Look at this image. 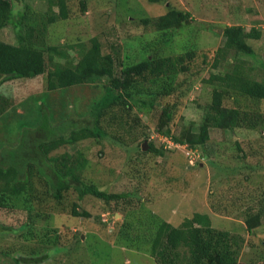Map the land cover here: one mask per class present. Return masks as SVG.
Returning a JSON list of instances; mask_svg holds the SVG:
<instances>
[{
    "label": "rangeland",
    "instance_id": "rangeland-1",
    "mask_svg": "<svg viewBox=\"0 0 264 264\" xmlns=\"http://www.w3.org/2000/svg\"><path fill=\"white\" fill-rule=\"evenodd\" d=\"M86 2L87 10L83 11L81 0H67L69 17L49 26V43L60 46L67 56L55 54L54 61H49L46 54L48 71L59 66L73 67L81 50L96 43L101 44L104 53L115 54L125 63L139 62L156 51L171 55L191 48L197 49L198 54L210 50L209 54L215 56L216 49L224 43L225 26L241 23L247 30L256 26L263 31L260 39H249L256 55L242 58L248 60V66H255L251 71L254 77L264 79L261 66L264 62V0ZM27 4L40 12H46L49 6L48 0H15L16 16ZM54 8L58 10L57 6ZM170 8L190 12L192 20L182 28L165 31L141 20L145 16L162 17ZM0 38L16 43L13 25L1 28ZM201 58L198 56L194 61L193 88L189 94L182 98L175 94L161 100L163 105L167 102L177 105L171 123L173 134H180L188 127L198 130L212 101L213 85L204 83L203 78L209 76V71L217 70L209 64L201 71ZM105 80L98 77L66 90L52 91L47 90V75L40 76L35 84L27 83L25 93L13 104L29 120L37 119L38 112L44 110L50 121L45 117L38 127L42 118L39 116L32 127L19 128L12 113L14 125L5 124L7 119L0 120V157L9 149H19L20 145L24 156L31 157L39 140L68 133L72 125L68 121L82 125L91 122V104L102 96ZM21 101L24 103L20 104ZM225 104L240 106L230 98ZM241 106L264 112V102L252 104L251 98H241ZM161 109L156 106L141 112L118 106L121 123L112 122L110 115L104 118L106 137L86 138L52 152L82 151L89 159L83 174L87 182L109 192L132 195L107 204L91 195L80 200L78 193L71 189L66 196L67 206L45 196L36 204L28 229L20 227L30 221L28 211L0 209V249L9 252H0V264H11L19 255L30 257V262L25 264H156L152 241L162 221L179 226L196 212L208 213L214 227L245 238L241 261L264 264V217L255 235L249 234L245 223L248 211L253 213L264 207V130L213 128L210 140L203 147L192 149L187 144L175 143L157 130ZM235 140H240L248 153L245 159L239 156ZM151 141L165 149L163 155L149 152ZM38 189L42 191L39 183ZM75 201L81 209L91 213L90 218L72 217L70 207ZM119 220L131 225L120 228ZM29 231L35 233L34 238L28 235ZM75 235L81 239L74 241ZM57 236L59 244L55 243ZM64 244L67 248L62 247ZM43 256L40 260H31V257Z\"/></svg>",
    "mask_w": 264,
    "mask_h": 264
},
{
    "label": "trees",
    "instance_id": "trees-1",
    "mask_svg": "<svg viewBox=\"0 0 264 264\" xmlns=\"http://www.w3.org/2000/svg\"><path fill=\"white\" fill-rule=\"evenodd\" d=\"M14 1L0 0V29L13 25L17 37L16 43L0 38V120L7 119L5 124L14 125L12 113L19 128H26L28 125L32 127L33 121L37 122L39 116L42 118L37 123L38 127L45 117L50 121L48 113L44 110L38 112L37 119L29 120L27 115L20 113L14 105V100L25 93L27 83L35 84L40 76L47 75L48 91L66 90L88 80L106 78L102 96L91 104V122L82 125L76 121H68L72 122L68 133L56 136L53 134L42 141L39 140L31 157L24 156L21 145L19 149L5 151L0 157V209L28 211L30 221L20 227L31 228L36 204L41 203L45 196H49L59 205H66V196L71 189L78 193L80 200L91 195L107 204L132 195L129 192H109L95 183L87 182L83 174L89 159L82 151L74 154L68 151L51 154L59 152L64 145L75 144L86 138L106 137L108 131L103 127L104 118L110 115L112 122L121 123L118 121V106H126L129 111L136 108L141 112L150 107L161 106L157 130L169 136L175 143L187 144L192 149L203 147L210 140L213 128L233 131L264 130V112L241 106V98L246 97L251 98L252 104L264 102V79L254 77L251 71L255 66H248V60L242 58L244 55H256L249 39H260L262 29L252 26L247 30L241 23L226 25L223 30L224 43L216 49L215 56L209 54L210 50L199 52L202 54L199 55L195 48L171 55L156 51L134 63H125L115 54L104 53L101 44L96 43L85 49L82 47L81 56L73 67L59 66L53 71H48L46 54L49 61H54L55 54L60 57L67 56L60 46L50 44L48 38L49 26L69 17L67 0H48L46 12L37 11L27 4L17 16L14 12ZM56 6L58 10L54 8ZM81 6L83 11L87 10L86 0H81ZM141 20L145 24L153 23L158 30L165 31L182 28L192 20V15L182 9L170 8L162 17L145 16ZM198 56L202 57L201 71L209 64L217 70L209 71V76L203 78L204 83L213 85L212 101L198 130L188 127L176 135L172 133L171 123L177 105L169 102L163 105L161 100L175 94L181 98L189 94L193 88L191 74H194V61ZM261 66L264 67V62ZM184 75L187 77L183 78ZM31 97L32 94L29 99ZM227 98L233 99L240 106L226 105ZM29 101L27 105L30 113ZM34 114L37 116V112L34 111ZM241 143L240 140H235L239 156L245 159L248 153ZM149 152L163 155L165 149L156 147L151 141ZM38 183L41 184L42 191L38 189ZM80 206L75 201L70 207L72 217L90 218L91 213ZM262 217L264 207L256 212L246 213L245 223L250 235L256 234V229L262 225ZM119 222L120 228L125 224L131 225L123 220ZM28 235L34 238L35 233L29 231ZM75 236L74 241L81 239ZM245 242L241 234L214 227L208 213L196 212L179 226L170 221H162L152 241V254L156 264H245L241 261ZM55 243H60L59 236ZM62 247L67 248V245ZM0 252L9 253L2 249ZM45 256L37 259L31 257V260H40ZM27 262H30V257L19 255L13 258L11 264Z\"/></svg>",
    "mask_w": 264,
    "mask_h": 264
},
{
    "label": "water",
    "instance_id": "water-1",
    "mask_svg": "<svg viewBox=\"0 0 264 264\" xmlns=\"http://www.w3.org/2000/svg\"><path fill=\"white\" fill-rule=\"evenodd\" d=\"M34 73L32 72V75H33ZM143 148L145 149L146 147H145V145H143ZM117 215H119V214H117Z\"/></svg>",
    "mask_w": 264,
    "mask_h": 264
}]
</instances>
